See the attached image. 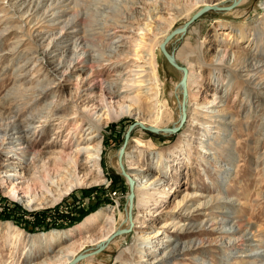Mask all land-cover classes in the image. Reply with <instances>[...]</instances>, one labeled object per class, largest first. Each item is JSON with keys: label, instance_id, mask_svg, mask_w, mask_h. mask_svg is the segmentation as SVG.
I'll list each match as a JSON object with an SVG mask.
<instances>
[{"label": "rangeland", "instance_id": "rangeland-1", "mask_svg": "<svg viewBox=\"0 0 264 264\" xmlns=\"http://www.w3.org/2000/svg\"><path fill=\"white\" fill-rule=\"evenodd\" d=\"M39 1L43 0H0V102L4 99L14 101L15 94L6 97L16 86L29 90L28 98H19L10 104L13 107L19 105L23 110L16 120L28 126V139L31 140H13L0 146V214L7 217L0 219V264H60L61 256L63 259L68 256V251L57 253V247L45 252L40 238L36 241L25 238L20 243L15 241L7 225H13L29 236L69 231L101 209L111 210L116 216L115 233L119 230L127 232L112 239L101 253L79 264H146L143 259L148 261L147 264H159L161 257H166L170 248L176 245V240L184 238V231L180 228L190 221L197 226L206 225L204 229L200 228L206 235L204 243L196 238L179 243L196 242L202 252L196 256L197 253L190 250L189 255L183 256L185 250L167 264H204V260L205 264H246L242 261L248 258L242 253L248 250L246 242L238 235H233L232 240L220 237L222 233L237 229V226L220 225L226 215L233 216L228 211L222 216L216 214L219 225L215 226L217 223L209 221L211 212L205 204L211 198L208 196L216 195L220 188L231 197V201L238 199L245 204L244 222H251L255 228L251 235L264 232V97L241 78L234 79L236 84H241L240 93L227 95L226 85L231 75L237 73L234 67L225 63L231 51L249 53L257 59L264 56V35L258 37V32L264 34V30L260 31L264 28V0H243L230 11L210 10L185 31L182 28L204 8L196 5V0H48L40 5L42 13L50 7L43 17L47 23L44 26L36 22L25 25L18 18L20 9L25 11L31 3ZM207 1L210 4L222 2L218 7H229L235 0ZM64 20L72 22L62 32ZM76 23L77 28H73ZM11 25L13 27L9 29ZM18 25L23 28L19 29ZM50 25L59 29L45 34V38L37 43L38 32L43 30L46 33ZM256 29V38L251 41ZM176 30L178 34L171 38L166 49L171 56L178 57V65L188 70L187 77L188 68L202 73L204 81L198 102L203 107L220 103L227 108L225 119L231 124L229 132L223 136L229 138L227 143L215 145V152L222 157L221 166L231 167L227 176L203 166L194 153L198 151L186 147L199 136L188 137V130L192 129L189 121L192 105L189 103L185 108L173 95L182 81L183 71L173 67L161 50L165 39ZM223 30H241L252 38L240 45H231L225 41L229 37L219 35ZM58 42L62 45L53 48ZM153 51L160 83L153 79L147 82L151 85L142 88L141 81L150 79L149 60ZM246 87L251 92L253 110H249L250 99L243 91ZM114 88L123 92V96L111 97L109 92ZM159 89L161 97L157 99ZM185 90L188 96L184 102L188 103L187 86ZM42 92L44 94L39 96ZM121 105L133 108L142 105L149 113L148 119L157 117L160 106L174 117L183 113L182 120L165 128L167 134L149 131L146 128L154 127L138 125L135 117L111 122L103 130L101 140L105 182L76 189L58 205L39 211H30L13 199V192L21 197L26 195L35 176L50 172L59 178L62 173L57 174L54 169L56 160L70 161L80 155L81 160L93 165L88 154H92L89 151L100 139L89 135L92 132L88 130L91 119L99 122L105 118L106 111L117 110ZM172 128L175 131L169 130ZM49 142L51 145L47 147ZM195 142L199 141L195 139ZM122 149L125 151L123 167L128 177L133 176V171L141 174L144 181L159 176L150 181L155 183L151 185L149 182L145 187L143 197L149 198L151 194L164 196V201L157 206L135 207L132 221L129 217V182L120 166ZM12 150H16L17 155ZM158 157L162 159L161 172L154 169ZM10 158L13 159L10 161ZM13 161L18 164L7 167ZM20 164H23L22 168ZM132 167L135 169L131 170ZM30 168L32 172L26 175ZM86 173L77 174L76 179L82 178L83 181ZM187 196L183 202L182 198ZM199 207L202 209L196 212ZM127 217L132 222L129 229L125 226ZM135 217L147 228L134 232ZM98 233V230L92 231L91 235ZM81 237H69L62 246H69ZM144 239L148 249L140 255L138 244ZM255 245L262 249L258 251L259 255L264 256V244L254 242ZM91 248L94 247L86 245L77 256L91 253ZM226 251L228 255L225 257ZM56 255L58 261L50 260Z\"/></svg>", "mask_w": 264, "mask_h": 264}, {"label": "bare ground", "instance_id": "bare-ground-1", "mask_svg": "<svg viewBox=\"0 0 264 264\" xmlns=\"http://www.w3.org/2000/svg\"><path fill=\"white\" fill-rule=\"evenodd\" d=\"M43 1L47 2L48 0H43ZM43 1L42 2L39 1V3L37 2L36 4L31 3L29 5V8L26 6L28 9L25 11L21 10L22 9L21 8L20 12L18 13L19 14L18 18L20 19V21L25 23V25L27 23L31 24L33 22H36L37 25L42 24V26H44L47 23V21L43 20L44 19L43 17L45 16L46 12L49 10L50 7L48 6L45 13H42L41 11H42L43 7H40V5H41V3L43 4ZM242 2H243V0H235L234 3L232 5H230L229 7H218V5L221 4L222 2L210 4L209 1H207V0H196L195 4L196 5H203V7L213 6V7L218 8L219 11H223V10L230 11V10H233L234 8H236ZM24 3H26V2H24ZM55 8H57V7H55ZM51 9H53V8H51ZM53 10H51V12H53ZM16 11H17V9H16ZM65 16H62V17H65ZM25 17H27V18L24 21ZM19 19H18V22H19ZM71 22L72 21L64 20L61 23L63 25L62 32L65 30V28ZM23 23H22V25H23ZM19 24H20V22H19ZM21 26H19L18 28L19 29L23 28V26L22 27ZM77 26H78V24L76 23L73 26V28H77ZM12 27H13V25L9 26L8 28L10 29ZM47 28H48V30L46 31V33L42 32L43 30L40 33L38 32V36L36 37L37 43H40L41 40H43L45 38V36H46L45 34H47V33L49 34V33L53 32L54 30L59 29V27L56 25H50V26H47ZM9 29H5L4 31H7ZM257 30L258 29H256L253 32V34H252L253 38L250 34L247 35L246 33L242 32L241 30H223V31H219V35H221L223 37H229V40L225 39V41L228 42V44L240 45V44L244 43L246 40H248L249 37L252 38L251 41L255 40L256 37H254V36L257 34ZM263 30H264V28L260 29V31H263ZM34 32H37V31H34ZM262 33H264V32H262ZM0 35H1V33H0ZM263 35L264 34H260L258 32L259 38L263 37ZM60 44L62 45V42H58V43L54 44L53 48L59 47ZM38 47L39 46H37L35 49L36 52L39 49ZM36 52H35V54H36ZM231 52L232 53L229 55V57L225 63H227L230 66V68L234 67L237 74L235 76L231 75L230 81L226 85L227 95L234 93L237 96L240 93V91L242 89L240 87L241 84H236L234 82V79L237 80V79L241 78V79H244L243 81H245L249 87H254V89L257 90V93H261L262 96L264 97V56L261 59H257L254 56H250L249 53L242 54L241 52H236V51H234V52L231 51ZM150 56H151V58L149 60L150 61V70H151V72L149 73L150 79L141 81L143 83L141 85L142 88H147L148 85H151V84H147V82L152 81L153 79L156 81H159V83H160V73H159L158 63H157L156 55H155L154 51L152 52V55H150ZM172 59L178 65V63H177L178 57L175 55V56H172ZM52 64H50V65H52ZM217 65H219V64H217ZM182 68H185V67H182ZM188 69H189V76L187 77L186 85H183L181 82L177 86L176 90L173 91V95L175 94L178 101L179 100L182 101L185 108H186L187 104L189 105V103H190V105H192V108L190 109V113H189V119H190L189 121L191 122V128L192 129L188 130V133H189L188 137L192 138V136H194L195 134L199 135V136L194 137V139H193L194 141H192L193 144L187 143L186 147L192 148V149L195 148L198 151L197 153H196V151L194 153H195V155H197V159L200 160V163L203 166L207 167L209 170L215 169V171H217V172L219 171L222 173V175L225 174V176H227L228 174H230L229 172L231 171V167L221 166L220 163L223 162L221 159L222 157L219 154H217V152H215V145L217 143L220 146L223 145L224 143H227V137L228 136H223V134L225 135L229 132V128H230V124H231V122L229 123L228 120L225 119L227 108L225 105H223V106L220 105V103L217 104L216 106H212V107H206V105H205V107H203L201 105L202 103L200 104L198 102V99H199V93L201 92V89H200L201 83L204 81V77L200 71H198L194 68H188ZM55 72L57 73V70ZM55 72H52V74L54 76H56ZM183 77H184V73H183ZM158 86H160V85H158ZM185 86L188 87V91H189L188 103H187V101H186V103H184L183 98L182 99L180 98L181 93H183L185 91ZM248 88L247 87L244 88L243 91H244L246 97H248V100L250 99V101H248L249 105H250L249 110H253L254 104L251 101V92L248 90ZM28 91H29L28 89L22 88V86H21V88H20V86H16L15 88L12 89V91H10V93L7 94L6 98H9V95L11 96L13 94H15L14 95L15 97L13 98L14 101L19 99V98H28ZM109 93H110L111 97H113L115 99L123 96V94H124L123 92H121L120 90H117L115 88L110 89ZM43 94L44 93L42 92L39 96H41ZM156 97H157V99H159L161 97V89L158 90ZM148 98H150V97H148ZM185 100H187V98ZM11 101L12 100L7 101L6 99H4V102H0V146L5 144L6 142L11 143L13 140H17V141H23L24 140L25 142L31 141L30 139H28V135L30 133L28 126L25 125L24 123H22L21 121L16 120V118L23 112V110L20 108L19 105L13 107L10 104ZM14 101H12V102H14ZM134 104H136V103H134ZM183 105H181V102H180V107ZM58 109L61 110L62 107H60ZM56 111H58V110H56ZM182 114L178 113L177 117H174L171 114L164 112V110H162L161 107L159 106L157 117L148 119L149 113L146 111L145 107H143L142 105H139V108H133V106H131V105L127 106V107H124L123 105H121L117 110L106 111L104 114L105 118L104 119L102 118L101 120H99V122H95L93 119H91V126L88 129V130H90V129L92 130V132L89 135L93 136L94 138L100 139L99 141H97L93 145V147L89 151V152L92 151V154L91 153L88 154V158L90 160H92L93 165L91 163H87L86 161L81 160L80 155H75L74 158L70 161L56 160L54 162V169L57 172V174L62 173L59 178L54 177V175L51 174L50 172L42 173L39 176H35L32 179V181H33L32 182V188H29L26 195L21 197L20 194L17 195V192H15V193L13 192L12 193L14 195L13 199L18 200L20 203L24 204V207L30 211H39V210H44L47 208H52V207L58 205L59 203H61V201L65 197H67L68 195L73 193L76 189H80L81 187H90V186L105 182L104 178H103V168H102L103 165H102V160H101L102 159V153H103L101 140H102V132L109 123L120 122L121 120H123L124 118H127V117H129V118L135 117L136 121L138 123H140L142 126L149 125L150 127H154L153 129L159 130V131H157V133L162 131L163 132L162 134H167L166 133L167 129H165V128H168L169 125L179 124L182 120ZM54 115L55 114H53V116ZM262 119L264 120V118H262ZM262 128L264 131V123L262 124ZM146 129H149V128H146ZM263 136H264V134H263ZM195 139L198 140L199 142H195ZM195 143H199V146H195ZM50 145L51 144L49 142L47 144V147H49ZM11 152H15L14 154L17 155L16 150H12ZM12 159L10 158V161ZM37 163L40 164L39 161H37ZM161 163H162V159L160 157H158V159L155 163V167H154V169L156 171L158 170L159 172H161V170H160L161 169ZM14 164L17 165L18 163L14 162V161L10 162V164L7 167L12 168V167L16 166ZM87 164H89L88 167H87ZM19 166H21V168H22L23 164H20ZM130 169L133 170L135 168L132 167ZM43 170H45L44 167H43ZM31 172H32V170L30 168L27 170L26 175H27V173L29 174ZM86 172H88V173H86ZM81 173H86V175L83 176L84 177L83 181H81L82 178H81V180L76 179V177H79V176H77V174H81ZM158 177L159 176L156 175L152 178H155L157 180ZM152 178L144 181L143 179H145V178L142 177L141 174L133 171V176H131V179H132L134 186H135V198H134L135 204L133 206L132 216H134L133 211H134L135 207H136V209H139L142 206H145V207H150V206H154V205L157 206L159 203H162L164 201L163 200L164 196L159 195V194L156 196L151 194V196L149 198L143 197L146 195L144 189L149 184V182L152 180ZM129 179H130V177H127L128 182H130ZM150 183L152 185L153 183H155V181L150 182ZM34 188L37 192H35ZM216 192H217L216 195L208 196L209 198L210 197L211 198L209 199V202L207 204H205V205H207L206 206L207 210L211 212V214L209 215V217H210L209 221L212 223H217V224H215V226L219 225V222H218L219 216H217V215L222 216V215L226 214L228 211V213L233 217L231 218L229 215H226L225 218H222L220 225H226L227 224V225H231L232 228H235L237 226V229H235L232 232L222 233L220 236L221 239L222 240H225V239L232 240L234 237L233 235H238L240 238H242V240L244 242H246L247 247H248L247 248L248 250H246V252H242V253H246L248 255L247 256L248 258L247 259L244 258L242 261L245 262L246 264H264V256H261L258 253V251L262 250V249L257 248L258 245L254 246V242H257L258 244L259 243L264 244V232L263 231H257V232H254L255 234L252 236L251 233L253 234V231L255 230V228H253V224L251 222H249L248 224H246L244 222L242 213H243V207H245V204L243 203V201L238 200V199L231 201V197H229L228 195L223 193V191L220 188H218ZM135 199H136V202H135ZM145 199H147V200L144 201ZM187 199H188V196L183 197L182 201L185 202V200H187ZM181 203L182 202H180L179 205H181ZM177 207L178 206H176V208H174V209H177ZM205 208H203V209H205ZM200 209H202V208L199 207L196 212H198ZM134 220H135L134 232H135V230L137 231V229L147 228L145 226V223L140 222L137 217H135ZM131 221H132V219H131ZM131 221L129 220V217H127V219L125 221V226H129L127 229H129L131 227V224H132ZM116 222H117L116 216L112 213L111 210L107 211L106 209H101L98 212H96L95 214H93L92 216L85 219L84 222L81 223L78 227H76L75 229L69 230V231H62V232L57 231V232H51L48 234L29 236V235H26L22 230L18 229L17 227H15L13 225L9 224L7 226L9 229L10 236H12V238L15 241H18L19 243L21 241L25 240V238H28L29 241H31V240L36 241L37 238H40L41 243L46 248L45 252H49L54 247H57L56 251L59 254H63L66 251H68L67 252L68 256H66L65 259H63L64 257L61 256L62 258L60 259V261H61L60 264H71V262L74 259H76L75 257L81 251H83V249L86 245H88L90 247H94V248L90 249L91 251H93V250H96L97 248H99L101 246V245L99 246L98 244L106 241L111 236H113L115 234V231H116V229H115ZM205 226L206 225H203V223L201 225L197 226L194 221H190L187 226L184 225L183 228H180V229H183V231H184V235H183L184 238L177 239L176 242L177 241L178 242L176 243V245L174 247L171 245L172 247L167 252L166 257L165 256L161 257V260L158 263L159 264H161V263L167 264L172 259H174L175 257L181 256V252H184L185 250H187V251L185 252V254H183V256L189 255L188 252L190 250L194 253H197L195 255L198 256V253L202 252V250L200 247L197 248L196 242H194V244L192 241H189L186 244L185 243L180 244L179 242L184 240V239L185 240L186 239L191 240L192 238H196L201 243H204L203 238L206 235H205L204 230H202V229H204ZM200 228H202V229L200 230ZM96 230H98L99 233L97 235H91L92 231H96ZM192 230H193V232H192ZM11 231H12V233H11ZM195 231H198V232H195ZM76 235H81L82 237L79 238V240L77 242H74L73 244H71L69 246H66V247L62 246L65 240H67L69 237H74ZM157 235H159V233ZM157 235L154 237H157ZM161 235H163V233ZM178 237H179V235H178ZM147 244H148L147 240H145V239L142 240V242L138 244V254L142 255V254H145L147 252V249H148ZM107 245L105 246V248L107 247ZM168 247H170V245ZM252 247L256 248V249H253ZM228 250H230V249H227V251ZM227 251L224 254L225 257L228 255ZM255 252H257V253L253 255L252 253H255ZM93 256H96V255H93ZM90 257H92V256H90ZM57 259H59L58 255L54 256L53 258H50V260H52V261L57 260ZM143 260H144L143 262L147 264L148 261L145 259H143ZM203 263L205 264L206 260H204ZM150 264H152V263H150Z\"/></svg>", "mask_w": 264, "mask_h": 264}, {"label": "water", "instance_id": "water-1", "mask_svg": "<svg viewBox=\"0 0 264 264\" xmlns=\"http://www.w3.org/2000/svg\"><path fill=\"white\" fill-rule=\"evenodd\" d=\"M216 9H218V8L213 7V6H206V7L202 8V9H200V11H198V12L196 13V15H194V17H192L191 21L188 22V23H187L182 29H183L184 31L187 30L188 27H189V26H190L195 20H197L200 16H202L203 14L207 13V12L210 11V10H216ZM177 34H178V32H177V30H176V31L173 32L170 36H168V37L165 39L164 43L161 45V50H162L163 54L165 55L167 61H168L173 67H175V68L178 69V70L183 71V73H184V77H183V79H182L181 82H182L183 85H186L188 70H187L186 68H182V67H180L179 65H177V64L173 61L172 56L169 54V52H168L167 49H166V45L168 44V42L171 40V38H172L173 36H175V35H177ZM187 96H188V92L185 90L184 93H183V99H184V101H185V99H186ZM184 103H185V102H184ZM183 122H185V120H184ZM138 125L141 126L140 123H138ZM132 128H133V127H131V129H132ZM148 130L151 131V132H153V133H157V131H159V130H156V129H153V128H149ZM169 130H170V131H175L174 128L169 129ZM128 138H129V133L127 134V140H128ZM126 143H127V141H126ZM124 152H125L124 149H122V151H121V156H120V166H121V169H122L123 175H124V176H127V173H126V171H125V169H124V167H123V162H122V157H123ZM127 177H128V176H127ZM129 181H130V182H129V189H130V194H129V217H130V219H132V210H133V206H134V198H135V186H134V183H133V181H132L131 178L129 179ZM125 232H127V230H119V231H117L113 236H111L106 242H104V243H103L99 248H97L94 252L92 251V252L89 253V254H87V253H83V254L79 255L78 257H76V259H74V260L71 262V264H78L79 262H81L82 260H84V259H86V258H88V257H90V256L97 255V254L101 253V252L105 249V246H106L108 243H110V242L112 241V239H114L115 237H117V236H119V235H121V234H124Z\"/></svg>", "mask_w": 264, "mask_h": 264}, {"label": "trees", "instance_id": "trees-1", "mask_svg": "<svg viewBox=\"0 0 264 264\" xmlns=\"http://www.w3.org/2000/svg\"><path fill=\"white\" fill-rule=\"evenodd\" d=\"M7 217L5 216V215H3V214H0V219L1 220H4V219H6Z\"/></svg>", "mask_w": 264, "mask_h": 264}]
</instances>
